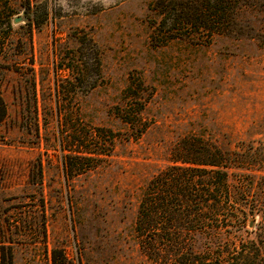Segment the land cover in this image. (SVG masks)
Returning a JSON list of instances; mask_svg holds the SVG:
<instances>
[{
    "label": "rangeland",
    "instance_id": "1",
    "mask_svg": "<svg viewBox=\"0 0 264 264\" xmlns=\"http://www.w3.org/2000/svg\"><path fill=\"white\" fill-rule=\"evenodd\" d=\"M152 1L10 0L14 32L0 61V246L11 247L13 264H156L137 242L138 204L189 136L232 152L242 165L229 168L230 183L244 176L249 204H264V0H238L231 31L205 44L161 46L149 40ZM83 34L98 46L100 76L92 88H72L61 66ZM62 86L76 92L64 107L86 128L114 134L109 155L77 175L62 167ZM138 100L139 117L122 121L117 111ZM259 220L231 242L259 240Z\"/></svg>",
    "mask_w": 264,
    "mask_h": 264
},
{
    "label": "trees",
    "instance_id": "2",
    "mask_svg": "<svg viewBox=\"0 0 264 264\" xmlns=\"http://www.w3.org/2000/svg\"><path fill=\"white\" fill-rule=\"evenodd\" d=\"M238 5V0H153L148 6L155 15L150 20V43L161 46L187 39L205 44L215 34L231 31ZM15 14L10 0H0V61L8 55ZM27 21L30 29L32 22ZM67 58L69 63L61 66L69 73L66 83L72 88L83 83L94 87L100 57L93 38L78 36ZM65 89L58 90L57 98L63 106L58 110L59 146L68 176L95 168L111 152L114 134L101 126L86 128L77 110L64 107L75 103L77 96L73 89ZM131 91L128 85L125 94ZM142 103L125 104L117 111L119 118L132 123ZM4 113L0 98V119ZM169 161L146 183L138 204L134 231L142 253L156 264H264V204H249L244 176L235 186L229 181V168L242 162H236L232 152L194 136L182 138L172 148ZM257 216L259 240L245 246L231 242L233 232L244 230L247 221ZM0 264H13L9 245L0 246Z\"/></svg>",
    "mask_w": 264,
    "mask_h": 264
},
{
    "label": "water",
    "instance_id": "3",
    "mask_svg": "<svg viewBox=\"0 0 264 264\" xmlns=\"http://www.w3.org/2000/svg\"><path fill=\"white\" fill-rule=\"evenodd\" d=\"M19 20V18H15V22H17Z\"/></svg>",
    "mask_w": 264,
    "mask_h": 264
}]
</instances>
